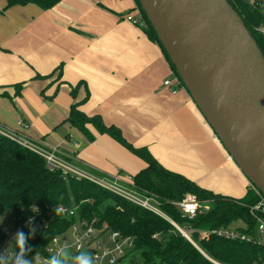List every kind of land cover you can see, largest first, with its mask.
<instances>
[{"label":"crops","instance_id":"obj_1","mask_svg":"<svg viewBox=\"0 0 264 264\" xmlns=\"http://www.w3.org/2000/svg\"><path fill=\"white\" fill-rule=\"evenodd\" d=\"M6 3L0 0V127L57 146L93 170L133 176L146 166L141 158L91 125L88 142L65 121L70 105L87 96L80 111L118 127L166 169L235 198L253 188L177 85L144 22L126 19L141 17L135 0H61L48 9ZM168 79L170 86L164 85Z\"/></svg>","mask_w":264,"mask_h":264},{"label":"trees","instance_id":"obj_2","mask_svg":"<svg viewBox=\"0 0 264 264\" xmlns=\"http://www.w3.org/2000/svg\"><path fill=\"white\" fill-rule=\"evenodd\" d=\"M59 1L61 0H6L5 8L33 3L42 9H48ZM227 1L242 18L264 56V33L259 31L264 26L262 5L251 4L249 0ZM135 2L141 15L140 21L144 22V33L163 50L144 11L138 1ZM163 52L169 60L164 50ZM169 63L176 73L170 61ZM75 92L76 89L72 87L70 94L73 98ZM86 99L87 96L70 105L65 121L83 134L88 142L94 139L88 129L91 125L99 133L110 136L141 158L146 166L132 176L134 189L155 197L160 209L179 226L202 230L227 227L241 221L244 227L239 229L248 234L254 232L255 221L250 215L249 207L261 195L255 188L249 189L242 198L201 188L183 175L163 167L147 148L129 143L118 127L106 125L100 115H87L80 111L78 107ZM77 162L84 167L82 161ZM87 168L95 173H102ZM188 194L195 195L204 209L193 219L182 217L174 204ZM60 205L67 210L74 209V214H55L54 209ZM37 211L40 215L32 220ZM93 218L97 219L98 226L106 223L110 231L117 232L120 238L127 240L125 256L129 257L130 264H212L164 218L84 178L48 169L42 157L0 132V224L25 234L35 227V234L27 241L32 249L30 258L35 255L46 256V247L53 237L65 234L79 220L88 221ZM29 221L31 223L28 228L24 223ZM192 234L198 245L219 262L264 264V247L249 242L228 241L216 236L200 239L196 232ZM5 241L6 235L0 228V247ZM0 264H6V261H0Z\"/></svg>","mask_w":264,"mask_h":264},{"label":"water","instance_id":"obj_3","mask_svg":"<svg viewBox=\"0 0 264 264\" xmlns=\"http://www.w3.org/2000/svg\"><path fill=\"white\" fill-rule=\"evenodd\" d=\"M182 85L264 196V56L227 0H137Z\"/></svg>","mask_w":264,"mask_h":264},{"label":"built area","instance_id":"obj_4","mask_svg":"<svg viewBox=\"0 0 264 264\" xmlns=\"http://www.w3.org/2000/svg\"><path fill=\"white\" fill-rule=\"evenodd\" d=\"M249 2L255 5H262L264 13V0H249ZM134 9L139 12L137 6H135ZM126 19L135 25H142L140 19H137L131 14H128ZM259 31L264 33V26L260 27ZM175 81L177 82V85L180 84L179 79L176 77ZM171 82L172 81L169 79L165 80L164 85L170 86L172 84ZM19 124L24 128L27 127L22 120H19ZM0 132L42 157L45 160L48 169L60 170L64 174H70L76 178H84L116 195H119L128 202L147 209L164 218L212 264L225 263L219 262L210 257L198 245L197 241L193 237V232H196L197 237L200 239L216 236L224 238L228 241L249 242L264 247V197L261 195L260 199L249 207L250 215L255 221V229L252 234L245 233L239 229L244 226H223L202 230H195L188 226L181 227L160 209L159 202L155 199V197L138 192L134 189L132 176L125 175L121 171H117L114 175H107L104 173L98 174L89 170L87 168L88 166L85 167V164L84 167L80 165L76 158L64 156L60 153L57 146L50 145L43 140L31 139L20 132L10 131L4 129L3 127H0ZM74 145L77 146L76 143ZM229 158L231 157L229 156ZM174 204L179 209L181 216L187 217L188 219H193L204 211L202 203L195 195L192 194L186 195L182 200L174 202ZM57 208L60 209L61 214H74V209L67 210L61 205ZM39 215L40 213L37 211L31 219H37ZM41 223H44V220H41ZM24 224L27 225L28 228L30 227L29 222H25ZM0 228L6 235V241L0 247V253L7 251L6 255L7 257H10L12 253L6 249V245L8 242L12 241V238L17 231L12 230L11 227L4 224H0ZM255 234H258V240L255 239ZM64 245L68 246L69 251L73 255H77L80 252H87L91 254L94 258L95 264H120L125 256L126 246H128L127 240L120 238L117 232L110 231L106 223L98 226L96 218L88 221L79 220L72 224L65 234L55 236L51 239L46 247V256H38L39 264H46L47 259L54 255L58 248Z\"/></svg>","mask_w":264,"mask_h":264},{"label":"clouds","instance_id":"obj_5","mask_svg":"<svg viewBox=\"0 0 264 264\" xmlns=\"http://www.w3.org/2000/svg\"><path fill=\"white\" fill-rule=\"evenodd\" d=\"M55 214L60 213L59 208L54 209ZM31 223V221H29ZM35 227H32L28 234L23 231H17L10 245L13 246L11 259H8L7 251L0 253V261H6V264H33V258H30L32 249L28 246L27 241L35 234ZM9 245V246H10ZM46 264H95L94 258L87 252H80L73 255L67 245L57 249L56 253L49 257Z\"/></svg>","mask_w":264,"mask_h":264},{"label":"rangeland","instance_id":"obj_6","mask_svg":"<svg viewBox=\"0 0 264 264\" xmlns=\"http://www.w3.org/2000/svg\"><path fill=\"white\" fill-rule=\"evenodd\" d=\"M15 118V117H14ZM14 118H10V119H8V120H12V119H14ZM12 122H13V124L14 125H16V119L15 120H12ZM9 124H12L11 123V121L9 122ZM12 130H13V128H12ZM242 225V222L241 221H238V222H235L234 224H232L231 226H241ZM255 239L256 240H258L259 239V236H258V234H255ZM10 245V242H8L7 243V245H6V249L7 250H9L11 253L13 252V246H9ZM5 250V249H4ZM12 255V254H11ZM11 255H10V257H8V259H11ZM33 258V264H39V261H38V256L37 255H35V256H33L32 257ZM120 264H130V262H129V257L126 255V256H124V258H123V260L121 261V263Z\"/></svg>","mask_w":264,"mask_h":264},{"label":"bare ground","instance_id":"obj_7","mask_svg":"<svg viewBox=\"0 0 264 264\" xmlns=\"http://www.w3.org/2000/svg\"><path fill=\"white\" fill-rule=\"evenodd\" d=\"M176 78H178V76L176 77ZM179 79V78H178ZM179 81H180V79H179ZM181 84V83H180ZM232 159V158H231ZM253 187V186H252ZM256 190V189H255Z\"/></svg>","mask_w":264,"mask_h":264}]
</instances>
